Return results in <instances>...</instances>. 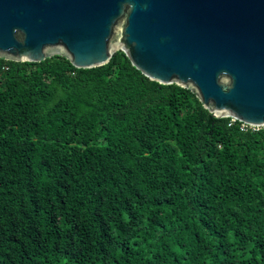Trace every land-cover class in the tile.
Wrapping results in <instances>:
<instances>
[{"label":"trees","instance_id":"16d2710c","mask_svg":"<svg viewBox=\"0 0 264 264\" xmlns=\"http://www.w3.org/2000/svg\"><path fill=\"white\" fill-rule=\"evenodd\" d=\"M122 51L0 58V264H264V130Z\"/></svg>","mask_w":264,"mask_h":264},{"label":"water","instance_id":"95a60500","mask_svg":"<svg viewBox=\"0 0 264 264\" xmlns=\"http://www.w3.org/2000/svg\"><path fill=\"white\" fill-rule=\"evenodd\" d=\"M122 51L217 118L264 126V0H0V58L78 69Z\"/></svg>","mask_w":264,"mask_h":264},{"label":"built area","instance_id":"2783aa9c","mask_svg":"<svg viewBox=\"0 0 264 264\" xmlns=\"http://www.w3.org/2000/svg\"><path fill=\"white\" fill-rule=\"evenodd\" d=\"M236 120L230 118V122H229V125L233 124ZM239 129L241 131H247V130H250V131H253V132H256V131H259L261 129L264 130V126H254V125H249V124H246V123H242L240 122L239 123Z\"/></svg>","mask_w":264,"mask_h":264}]
</instances>
